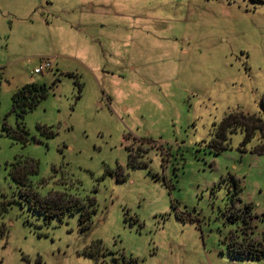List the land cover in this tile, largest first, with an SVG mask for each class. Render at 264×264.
I'll use <instances>...</instances> for the list:
<instances>
[{
  "label": "rangeland",
  "instance_id": "1",
  "mask_svg": "<svg viewBox=\"0 0 264 264\" xmlns=\"http://www.w3.org/2000/svg\"><path fill=\"white\" fill-rule=\"evenodd\" d=\"M245 231L264 247V3L0 0V264H264Z\"/></svg>",
  "mask_w": 264,
  "mask_h": 264
},
{
  "label": "trees",
  "instance_id": "2",
  "mask_svg": "<svg viewBox=\"0 0 264 264\" xmlns=\"http://www.w3.org/2000/svg\"><path fill=\"white\" fill-rule=\"evenodd\" d=\"M252 1L264 3V0ZM48 94L49 87L45 84H26L13 95L12 110L19 118H24L26 114L35 110L40 102L48 96ZM130 163L134 166L137 165V163H135L132 158H130ZM32 165L33 167H37L35 162H33ZM17 175L18 173L14 175L16 179H20L21 177L25 176L24 173L16 177ZM35 199L37 200L35 201L36 205H31V207L35 211L45 214L47 219H51L54 215H58L60 214L59 212H62L64 209H66V206L57 199L49 198L44 203L39 201L37 197ZM234 244L238 250L237 253L243 257L253 260L264 257V247L261 245V243L255 241L253 235L248 231H245L243 235H241L240 240L235 241Z\"/></svg>",
  "mask_w": 264,
  "mask_h": 264
},
{
  "label": "built area",
  "instance_id": "3",
  "mask_svg": "<svg viewBox=\"0 0 264 264\" xmlns=\"http://www.w3.org/2000/svg\"><path fill=\"white\" fill-rule=\"evenodd\" d=\"M53 65H52V60L49 59H45L41 62V64L35 68V70L33 71V75H39L42 74L44 71L52 69Z\"/></svg>",
  "mask_w": 264,
  "mask_h": 264
}]
</instances>
